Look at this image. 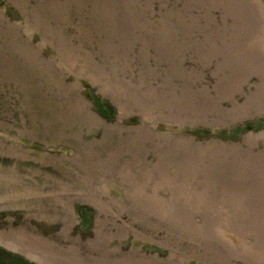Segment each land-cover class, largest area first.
Returning <instances> with one entry per match:
<instances>
[{
	"label": "water",
	"instance_id": "1",
	"mask_svg": "<svg viewBox=\"0 0 264 264\" xmlns=\"http://www.w3.org/2000/svg\"><path fill=\"white\" fill-rule=\"evenodd\" d=\"M0 245L264 264V0H0Z\"/></svg>",
	"mask_w": 264,
	"mask_h": 264
},
{
	"label": "rangeland",
	"instance_id": "2",
	"mask_svg": "<svg viewBox=\"0 0 264 264\" xmlns=\"http://www.w3.org/2000/svg\"><path fill=\"white\" fill-rule=\"evenodd\" d=\"M0 249L7 252L8 254H10L14 259L12 258H9V257H5L4 260H0V264H22L23 262H25L26 264H39V263H36L34 261H31L29 260L28 258H26L25 256L11 250V249H8L2 245H0ZM21 260H19V259ZM23 261V262H22Z\"/></svg>",
	"mask_w": 264,
	"mask_h": 264
},
{
	"label": "trees",
	"instance_id": "3",
	"mask_svg": "<svg viewBox=\"0 0 264 264\" xmlns=\"http://www.w3.org/2000/svg\"><path fill=\"white\" fill-rule=\"evenodd\" d=\"M5 257H6V258L9 257V258L14 259L10 254H8L7 252H5V251H3V250L0 249V260H1V259L4 260ZM17 259H19V258H17ZM19 260H21V259H19ZM22 262H23V261H22ZM22 264H26V263L23 262Z\"/></svg>",
	"mask_w": 264,
	"mask_h": 264
}]
</instances>
